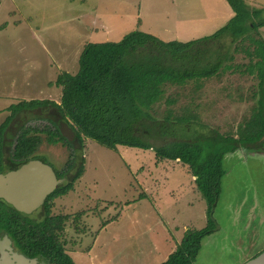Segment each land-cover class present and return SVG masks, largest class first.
Returning a JSON list of instances; mask_svg holds the SVG:
<instances>
[{
    "label": "rangeland",
    "instance_id": "rangeland-1",
    "mask_svg": "<svg viewBox=\"0 0 264 264\" xmlns=\"http://www.w3.org/2000/svg\"><path fill=\"white\" fill-rule=\"evenodd\" d=\"M244 2L264 8V0ZM232 14L226 0H0V123L10 112L1 108L19 100L58 102L53 81L77 70L87 41H118L135 29L186 41L213 33ZM258 36L264 39V27ZM246 61L242 52L235 55V62ZM201 82L196 91L191 84L173 89L199 117L183 136L215 130L236 137L253 112L258 80L225 71ZM44 138L36 153L61 170L71 149ZM80 144L81 175L50 202L52 215H69L63 238L75 264H160L170 251L164 237L175 245L188 229L207 226V203L183 163L157 160L150 149L111 150L88 138ZM223 167L209 216L219 228L201 239L195 264H239L264 249V154L237 149Z\"/></svg>",
    "mask_w": 264,
    "mask_h": 264
},
{
    "label": "trees",
    "instance_id": "trees-1",
    "mask_svg": "<svg viewBox=\"0 0 264 264\" xmlns=\"http://www.w3.org/2000/svg\"><path fill=\"white\" fill-rule=\"evenodd\" d=\"M232 16L213 33L181 41L162 40L151 33L135 29L118 41H87L78 56L74 73L60 72L53 84L61 89L58 102L51 99L19 100L7 106L9 114L0 123V147L5 141L6 125L29 109L51 106L59 119L67 122L75 139L88 138L106 148L118 145L150 149L157 160L169 159L183 163L207 203L210 214L217 201L221 177L225 174L223 159L239 145H257L264 135V39L258 29L264 27V8H252L244 0H226ZM242 52L246 63L235 62ZM247 73L258 80L253 112L232 134L197 131L193 137L183 136L199 117L195 105L180 102L178 91L191 84L198 90L205 78L222 72ZM171 91V93L167 91ZM36 116V113H32ZM29 116V115H28ZM15 137L9 142V158L24 162L42 142L69 144L53 122V128L42 129L23 122L17 124ZM77 155L70 152L67 166H74ZM83 158L73 170L71 181L58 185L45 200L65 194L82 173ZM215 206V204H214ZM75 218L79 214L74 215ZM69 215L44 217L43 221H58L60 228ZM207 226L188 229L174 249L160 264H195L201 239L213 231L214 222L208 216ZM48 246L42 254L55 264H74L63 250L57 236L49 233Z\"/></svg>",
    "mask_w": 264,
    "mask_h": 264
},
{
    "label": "flooded vegetation",
    "instance_id": "flooded-vegetation-1",
    "mask_svg": "<svg viewBox=\"0 0 264 264\" xmlns=\"http://www.w3.org/2000/svg\"><path fill=\"white\" fill-rule=\"evenodd\" d=\"M32 113H36V116L34 117ZM59 118L60 117L57 111L54 110L53 107L47 105L29 109V111L23 113L21 117L19 115L14 116V118L3 130V138L5 141L0 147V172L15 169L23 163L14 162L9 158V154L12 149V144L9 145V142L12 137H15L16 135L15 132L17 130V124H21L23 122L31 123V121L38 120L42 121V126L40 128L48 129V127L53 128V122L58 126L59 121L61 120ZM68 142V147L71 149L70 152L73 150L74 154L77 155L75 157L76 163L74 166H67V163L69 162L68 158L64 167L61 170H56L55 167L53 168L48 162H46L45 159L47 158L45 155L42 156L36 153L37 149L29 158L39 159L47 163L52 168L55 177L61 179V181L56 184L55 188L58 185L71 181L70 176L73 175V170L77 164H79V160L82 157L80 154L78 155L81 144L75 139V135L74 139ZM48 143L52 144L58 142ZM237 149H244L247 152L253 151L257 154H264V135L259 140V143L251 146L250 149L247 145H239ZM47 197L48 195L45 200ZM45 200L34 211L25 213L15 209L11 204L0 198V264H55L54 261H50L49 258L42 254V250L49 248L47 240L49 233L57 236V241L62 246L64 251L67 252L69 250L66 249V242L63 238L65 225L60 228L61 225L58 221H43L45 216L52 218L56 216L51 214L50 205L47 210L45 209ZM51 200L49 202H51Z\"/></svg>",
    "mask_w": 264,
    "mask_h": 264
},
{
    "label": "water",
    "instance_id": "water-1",
    "mask_svg": "<svg viewBox=\"0 0 264 264\" xmlns=\"http://www.w3.org/2000/svg\"><path fill=\"white\" fill-rule=\"evenodd\" d=\"M58 129L68 141L74 139V131L67 122L60 120ZM60 181L61 179L55 177L47 163L32 158L15 169L0 172V198L19 211L30 213L43 203ZM214 204L215 202L210 208V217L213 214ZM217 228L218 226L214 225V229ZM239 264H264V249Z\"/></svg>",
    "mask_w": 264,
    "mask_h": 264
},
{
    "label": "crops",
    "instance_id": "crops-1",
    "mask_svg": "<svg viewBox=\"0 0 264 264\" xmlns=\"http://www.w3.org/2000/svg\"><path fill=\"white\" fill-rule=\"evenodd\" d=\"M143 31V30H142ZM145 32H148V33H151V34H153L154 36H156L157 34H155V33H153V32H151V31H145ZM156 37H158L159 38V35H157ZM161 39V38H160ZM171 40V39H170ZM41 99V98H40ZM7 106H9V105H7ZM7 106H5V108L4 107H2L1 109H4L3 110V112L5 111V110H7L6 108H7ZM7 115V114H6ZM235 151H237V149H235L234 151H232V152H230L231 154L233 153V152H235ZM229 153V154H230ZM215 208V207H214ZM213 211H214V209H213ZM215 220V219H214ZM219 228V227H218ZM217 228V229H218ZM217 229H214V230H217ZM170 233H172V232H170ZM177 233V232H176ZM172 236V235H171ZM206 236V235H205ZM204 236V237H205ZM207 236H210V235H208L207 234ZM203 237V238H204ZM174 240H177V238H173ZM164 240L166 241L167 240V242L169 243V247L168 248H170V251H168V254L174 249V246L175 245H173L171 242V239L170 238H168V237H164ZM77 251V250H76ZM68 252H75V251H72V250H68ZM165 252H167V250L165 251ZM69 254V253H68ZM74 262V261H73ZM74 264H75V262H74Z\"/></svg>",
    "mask_w": 264,
    "mask_h": 264
}]
</instances>
